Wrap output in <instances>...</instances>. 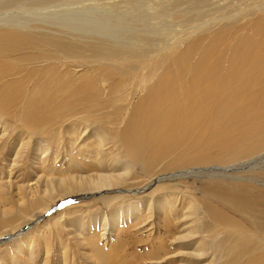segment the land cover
Wrapping results in <instances>:
<instances>
[{
  "label": "bare ground",
  "instance_id": "1",
  "mask_svg": "<svg viewBox=\"0 0 264 264\" xmlns=\"http://www.w3.org/2000/svg\"><path fill=\"white\" fill-rule=\"evenodd\" d=\"M81 1L101 0H0V117L20 124L25 137L44 136L55 121L69 123L79 130L66 137L70 151L97 166L93 175L60 174L57 188L32 197L31 206L87 191H104L100 203L122 202L131 190L119 186L135 167L142 191L157 184L149 196L162 191L165 186L158 183L164 181L174 186L164 190L172 195L194 175L205 198H190L191 208H205L215 225L212 237L226 245L222 264H242L244 256L245 264H264V0L237 5L241 9L234 16L224 11L228 3L213 0H103L111 8L150 5L153 13L138 21L140 29L122 15L114 30L91 31L68 19L70 12L49 11ZM100 20L110 26L107 16ZM88 132L87 140H94L91 155L76 145ZM37 149L47 151L42 145ZM133 192L134 198L140 190ZM80 197L67 201L85 199ZM160 202L157 214L171 223L172 207ZM129 215L124 217L130 223L134 215ZM35 220L2 240L15 238V250L23 251V232ZM107 225L118 232L115 221ZM93 254L96 264H109L102 249Z\"/></svg>",
  "mask_w": 264,
  "mask_h": 264
},
{
  "label": "rangeland",
  "instance_id": "2",
  "mask_svg": "<svg viewBox=\"0 0 264 264\" xmlns=\"http://www.w3.org/2000/svg\"><path fill=\"white\" fill-rule=\"evenodd\" d=\"M245 1L247 0H213L212 4L228 3L224 6L227 7L224 11L229 13L228 15L234 16ZM116 2L120 1L116 0ZM117 5L111 8L108 1L101 0L95 3L81 1L66 7L50 8L49 11L61 16L70 12L73 17L68 14V19L74 18L78 22H84V27L90 28L91 31L97 28L114 30L112 25L116 26L122 15H126L132 20L130 22L132 28L140 29L142 27L138 21L153 13L150 5L144 3H141L140 8L137 9L124 4ZM210 9H213V6ZM105 16L112 22V24L110 22L111 27L102 24L100 19ZM149 23L153 25L157 21L150 20ZM177 28L173 27L172 29L177 31ZM108 32H104V36ZM174 34L171 36L175 37ZM165 39L169 41L167 37ZM76 73L82 75L79 69L76 70ZM51 124L54 127L49 125L44 136H38L36 132H31L30 136L25 137L23 133L28 132L21 131L20 124L16 125L12 120H4L3 117H0V264H96V260L93 259L95 258L93 252L96 249H102L107 253L110 258L109 264H126L129 261L140 264H222L227 261V257L223 255L225 253H221L226 245L219 243L217 238L220 237L216 239L212 237L210 229L215 225L206 218L205 208L198 204H194V207L191 208L190 198H194L196 201H203L202 199L205 198L202 183L198 181L199 179H195L194 175L185 180L186 184L176 185L172 195L164 192L169 186H172L171 183L164 181L158 183L160 186H165L162 191L149 196L147 194L157 184L152 188L150 185L149 190H144L145 192L142 191L141 188L144 185L141 179L137 178L139 170L135 167L133 173L126 177V183L119 186L120 189L131 190L128 195H125L127 197L122 199V202L100 203L98 199L105 196L102 193L104 191L92 193L87 191L62 196L60 199L57 197L47 200L41 204V207L31 206L33 198L47 196L51 187L57 188L56 183L61 177L60 174H72L77 177L93 175L97 170L96 164L88 162L76 151L69 149L68 133L71 131L78 133L79 130L71 129L69 123L59 126V122L55 121ZM89 135L88 132L87 137H80V141L78 139L79 142H76V145L80 146L86 155L93 154L94 149V140H87ZM29 139L30 141H27ZM84 143L88 146H83ZM38 144L43 148L46 146L48 152L42 149L38 150ZM72 149L77 150L74 146ZM54 153H58V156L55 157ZM58 157L60 158L58 159ZM102 167L104 170H110L108 165H102ZM139 190L140 192L133 198L132 194L135 193L133 191ZM90 194H93V197L89 198ZM176 194L179 197H176ZM80 196L85 199L70 204L67 201L72 198H81ZM184 196L186 200L182 201L183 198L180 197ZM174 198L177 201L173 204ZM163 199L169 202L172 207L170 208L173 211L170 213L171 223L168 220L162 221L161 214L164 213L157 214L156 206L158 204L162 206L160 200ZM66 201L67 203L64 204ZM22 211H25L26 214L19 215ZM62 211L63 215H61ZM127 213L132 219L134 215V219L130 223L124 217ZM37 217L43 218L36 222ZM49 217L53 219H48ZM234 217L247 221V217L244 215L237 214ZM33 220L36 223L23 232L22 244L25 245L23 251L15 250L14 247H17L14 243L15 238L8 241L2 240L14 233L15 230H21L25 222L31 223ZM110 221L117 223V233L113 234L108 230L107 224L111 223ZM247 224L244 223V226ZM90 230L92 236H89ZM217 243L220 244L218 247ZM158 244L164 246V250L167 248L165 251H169L170 255L166 256L162 248L158 250ZM141 255L140 260L139 256ZM247 261L246 256L240 259L242 264Z\"/></svg>",
  "mask_w": 264,
  "mask_h": 264
}]
</instances>
